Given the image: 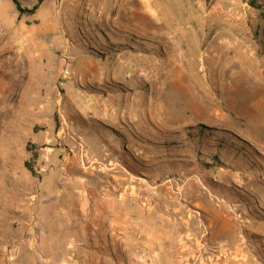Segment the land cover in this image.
<instances>
[{
    "label": "rangeland",
    "instance_id": "rangeland-1",
    "mask_svg": "<svg viewBox=\"0 0 264 264\" xmlns=\"http://www.w3.org/2000/svg\"><path fill=\"white\" fill-rule=\"evenodd\" d=\"M18 1L37 8L0 0V264H160L122 255L113 175L204 189L247 164L257 197L229 208H264V152L237 133L264 127V0ZM198 248L185 264L231 252Z\"/></svg>",
    "mask_w": 264,
    "mask_h": 264
},
{
    "label": "crops",
    "instance_id": "crops-1",
    "mask_svg": "<svg viewBox=\"0 0 264 264\" xmlns=\"http://www.w3.org/2000/svg\"><path fill=\"white\" fill-rule=\"evenodd\" d=\"M103 1L107 5L114 2L120 4V0ZM263 106L264 101L261 103V107ZM247 121L256 126L258 133L253 134L248 129L237 133L243 138L250 139L257 148L260 144L258 149L264 152V142L254 140V137H264V127L258 123L257 119ZM228 144L230 142L226 140L224 145L218 147L221 159L223 155L226 157L231 152H237L234 148L227 146ZM94 152L96 151H93V154H96ZM231 160L228 165L230 168H236L235 165L241 161L238 156ZM246 165L245 168H238L241 175L234 173L226 178V173H222L221 180L211 179V182L218 186L216 188H210V184L203 179L202 186L205 190L201 189L195 181L178 183L164 176L166 174L163 177L155 176L147 179L129 178L121 174L113 175L112 182L117 186L120 185V251L122 255L133 258L141 255L140 257H145L146 260L152 257L158 259L160 264H185L189 259V250L196 243L199 246L198 250L200 248L206 250L205 248L210 245H222L229 248L231 252L225 261L226 264H264V208L258 206V202L252 205L243 201L238 202L240 206L237 205L236 210L229 208L230 202L235 198L239 199L241 194L250 196L249 194L252 193L257 197L255 189L251 186L254 182L252 181L254 168H248ZM261 167L259 166V169ZM93 175L97 174L93 173ZM233 181L243 188L237 195L234 190H229V185ZM255 185L258 189L264 190V185L259 184L258 181ZM208 194H214L217 199L221 198L219 204L218 201L214 203ZM179 195H181L180 200ZM79 196L82 197V195ZM82 205L80 218L84 216ZM101 205H103L102 202H97L98 207ZM189 205L196 206L199 212L191 213ZM110 206L112 208L113 204ZM256 209L257 213L254 212ZM62 216H64L62 218L70 217L69 220L72 221L71 216L63 214ZM190 238H194L195 242L190 241Z\"/></svg>",
    "mask_w": 264,
    "mask_h": 264
},
{
    "label": "trees",
    "instance_id": "trees-1",
    "mask_svg": "<svg viewBox=\"0 0 264 264\" xmlns=\"http://www.w3.org/2000/svg\"><path fill=\"white\" fill-rule=\"evenodd\" d=\"M12 3L16 6L18 12L21 14V13H28V14H32L35 10V8H37V5H34L32 6L31 8L27 9L25 7H21L20 3L18 0H11ZM41 0H39L40 2ZM248 4L252 7H255V8H260L261 6H259L256 2V0H247ZM35 157V155H34ZM26 164V167L28 168V170L33 174V170L32 168L30 167L29 163H25Z\"/></svg>",
    "mask_w": 264,
    "mask_h": 264
},
{
    "label": "bare ground",
    "instance_id": "bare-ground-1",
    "mask_svg": "<svg viewBox=\"0 0 264 264\" xmlns=\"http://www.w3.org/2000/svg\"><path fill=\"white\" fill-rule=\"evenodd\" d=\"M10 54V53H9ZM12 55V54H11ZM14 56V55H13ZM9 57V56H8ZM4 58V57H3ZM2 58V59H3ZM24 58V57H23ZM13 59V58H12ZM15 60V59H14ZM24 61V60H23ZM20 63H21V61H20ZM9 64H12V61H10V60H8V61H2L1 59H0V66H5V65H8L9 66ZM15 64V63H14ZM17 64V63H16ZM19 64V63H18ZM18 66V65H17ZM11 67V66H10ZM4 68H6V66L4 67ZM11 68H13V67H11ZM15 69H17V68H15ZM18 74V73H17ZM84 187V186H83ZM223 202V201H222ZM83 206V205H82ZM82 210V209H81ZM183 253V252H182ZM185 259V258H184ZM185 261V260H184Z\"/></svg>",
    "mask_w": 264,
    "mask_h": 264
}]
</instances>
